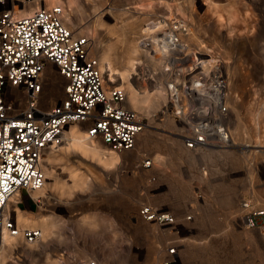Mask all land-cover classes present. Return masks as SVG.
<instances>
[{
  "label": "rangeland",
  "instance_id": "rangeland-1",
  "mask_svg": "<svg viewBox=\"0 0 264 264\" xmlns=\"http://www.w3.org/2000/svg\"><path fill=\"white\" fill-rule=\"evenodd\" d=\"M212 1L75 0L73 25L66 21L65 9L68 27L88 38L89 53L99 65L106 63L101 59L106 56L114 69L123 71L129 52L137 48L129 81L140 91L147 87L152 72L140 57L147 24L164 19L188 27L191 33L184 39L189 44L217 52L225 62L234 140L224 151L188 152L171 135L174 130L157 121L160 103L149 116L142 114L149 126L142 135L150 143L138 153L115 154L96 140L106 156L114 154L112 164L72 150L58 153L51 164L55 181L45 180L53 185L44 187L39 200L28 199L18 208L31 217L29 228L42 220L50 235L43 243L30 245L36 249L33 255L22 252L28 244L17 239V249L8 254L5 264H237L243 239L251 243V264H259V256L264 264V248L261 255L257 248L264 233L245 230L239 222L243 199L264 206V155L255 154L261 148L244 149L240 143L247 142L258 128L264 136V108L258 117L264 107V0ZM47 78L42 96L50 93V83L57 93L47 102L41 96L44 107L62 97L58 76L49 70ZM156 84L161 88V81ZM231 106L240 121L236 137ZM76 126L84 133L82 126ZM143 155L151 160L149 171L139 168ZM73 181L82 185L71 188ZM142 206L171 213L181 229L172 231L141 220L138 210ZM171 247L176 252L168 258Z\"/></svg>",
  "mask_w": 264,
  "mask_h": 264
},
{
  "label": "built area",
  "instance_id": "built-area-1",
  "mask_svg": "<svg viewBox=\"0 0 264 264\" xmlns=\"http://www.w3.org/2000/svg\"><path fill=\"white\" fill-rule=\"evenodd\" d=\"M26 5L32 7L29 14L18 15ZM64 13L63 5L49 6L46 0H0V248L6 233L28 245L40 238V230L17 227L15 209L43 187L44 154L62 144L71 125L82 126L87 139L117 154L134 151L138 136L149 128L141 113L126 107L123 88L105 87L88 38L67 27ZM171 22L162 36V66L148 73L154 83L162 82L164 102L157 121L171 120V135L188 152L230 149L225 62L219 53L183 40L180 35L186 31ZM49 70L61 81L62 97L44 107L41 96ZM140 168L150 169L151 160L144 156ZM239 208L241 227L264 233V206L243 199ZM138 218L164 229H181L174 215L152 206L140 207ZM175 252L169 248L168 258Z\"/></svg>",
  "mask_w": 264,
  "mask_h": 264
},
{
  "label": "bare ground",
  "instance_id": "bare-ground-1",
  "mask_svg": "<svg viewBox=\"0 0 264 264\" xmlns=\"http://www.w3.org/2000/svg\"><path fill=\"white\" fill-rule=\"evenodd\" d=\"M48 1L53 4L52 6L63 5L65 7V9L68 11V14L66 15V21H68L70 25L74 24L73 16H74V12H76V8H77V6H76L77 4H76L75 0H53V1L48 0ZM206 1L211 2V3L213 2L212 0H206ZM27 7H29L27 10L23 9L21 12H18V15L29 14L28 12L32 10V7L30 5ZM162 20H164V19H158L156 23L155 22L148 23L147 28L144 30L145 34L143 36H145V37L141 40V46H142V48H144L142 51V54L140 56V57L144 58V62L143 63L141 62V64H143V65L145 64L146 67H148L152 72L159 70L162 66L164 53L166 52V48L161 47L162 46L161 44H164L162 36L166 33L167 30H170L172 28V23H174V22H171V20L169 22L168 21L165 22V20L164 21H162ZM66 21L64 19V22L67 25ZM175 22H177L178 25L181 28H183V30H181V32L186 31V33H182L180 36L184 37V38L186 36V38H187V35H190L191 30L188 27L187 28H185V26L183 27L181 22H179L177 20H175ZM133 24H135V22ZM136 24H137V22H136ZM67 27H68V25H67ZM150 34H151L152 38H149ZM183 40H185V39H183ZM186 42H188V41H186ZM144 50H148V51H144ZM137 52H138V50L136 47L133 48L129 52V57L127 59L128 62H127L123 71H120L118 69H114L113 66L111 65V62L106 59V56H103L101 58L102 61L104 60V62H106V63L105 64L102 63V65H99V69L103 75L105 87H108L109 85L111 88L119 86V88H123L125 90L126 97H127L125 105L127 108H129L130 110L139 112V113L143 114L144 116H149L151 113L158 110L160 103L162 105V103L164 102V96H163L162 89L160 87L156 86L157 82L154 83L150 78L146 79L148 84H147V87L144 88L143 91L138 90L133 85V83H131L129 81V78L131 76V74H129V73H130V71L131 72L133 71L132 69L136 64V63H134V60L138 56ZM139 55H140V53H139ZM138 64H140V63H137V65ZM149 73H151V72H149ZM157 80H159V78ZM50 88H51L50 93L43 95L46 102L48 100L52 101L54 99L56 93H57L55 91V89L53 88V86H51V83H50ZM151 88L153 90L155 88V90L153 91ZM231 107L235 113V118H234L235 128L233 131V135L236 137L240 134V127H239L240 121H239L238 112L235 110V107L234 106H231ZM263 108L264 107H261L260 111H258V117H259V115L261 116V114H263V110H262ZM157 112H159V111H157ZM159 121L160 120H158V122ZM160 123H162V122H160ZM165 123H166L165 124L166 127H169L172 130H175L174 124L171 120H166ZM258 130H259V128H258ZM258 130L257 129L255 130L253 136L247 137L248 139L246 138L248 140L247 142H245V143L240 142V143L242 144V147L244 149L261 148V150L255 151V154L261 153L260 155L262 156V155H264V150H263L264 149V136L261 135L260 134L261 131H258ZM142 134L140 136H138L136 149H134V152H137V153L140 152L141 148L146 147V145L148 143H150V140H148L144 137L142 140L141 139L139 140V138L141 136H143ZM241 134H243V133H241ZM232 140H234V139H232ZM252 143H254V145H252ZM62 144H64L65 146L62 148H59L58 150H55L58 146L49 148L48 150H46V152L44 154L46 158L42 163V170H43V173L45 175V180L55 181V172L52 170L51 164H52V161L56 158V156L60 152L72 150V151H75L77 153H80L81 155L88 156L92 160H95L98 162L105 160L107 162L106 165L112 164L116 160L114 154H109L108 156H106L107 154L102 152L98 143H96L94 140L87 139L85 137V134L82 131H80L76 125H71L67 129L66 133H64V136L62 139ZM175 147H176V145H175ZM115 154H117V153H115ZM158 156H160V155L158 154ZM143 161H144V157H142L140 163ZM140 163H139V168H140ZM140 170L149 171L151 169H145L144 170V169L140 168ZM52 185L53 184H48L45 182L41 189H39L37 191H33L30 193V197H31L30 199L35 200V201L39 200L40 195H42V193H43V190L46 187H51ZM81 185H82L81 181H73L71 188L79 187ZM15 217H16L17 227L20 230H24L22 228H29V223L32 222V220H29V219H31V217H29L28 214H26L22 210L17 209V210H15ZM31 227L32 228H29V229L40 230V238L36 242L37 244L43 243L44 239L50 235V228L47 225H45L44 221H42V220H40L36 226H31ZM21 242H22V240H21ZM17 243L18 242H17L16 237L9 236L6 233V235L3 238L2 247L0 248V264H5V259L8 256V254L12 253L15 249H17ZM34 246H35V244H34ZM34 250H36L35 247L28 245L27 249L26 248L22 249V252H24L26 254L33 255L35 252ZM45 264H55V263H51V262L48 263L47 262Z\"/></svg>",
  "mask_w": 264,
  "mask_h": 264
},
{
  "label": "crops",
  "instance_id": "crops-1",
  "mask_svg": "<svg viewBox=\"0 0 264 264\" xmlns=\"http://www.w3.org/2000/svg\"><path fill=\"white\" fill-rule=\"evenodd\" d=\"M30 12V11H29ZM28 12V13H29ZM143 137L144 136H141L140 138H139V140L141 139H143ZM264 236V235H263ZM242 242H243V245L241 246V248H242V256H241V258H240V261L239 262H237V264H251V261H250V255H249V253H251V243H250V241L249 240H246V239H243L242 240ZM260 244L258 245V250H259V254L261 255V251H262V249L264 248V246H263V243H264V241L261 243V242H259ZM258 263L259 264H261V258H260V256H259V261H258ZM233 264H235V262H233Z\"/></svg>",
  "mask_w": 264,
  "mask_h": 264
}]
</instances>
